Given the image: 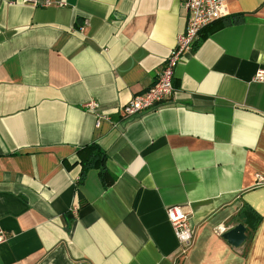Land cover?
Here are the masks:
<instances>
[{
  "label": "crops",
  "instance_id": "1",
  "mask_svg": "<svg viewBox=\"0 0 264 264\" xmlns=\"http://www.w3.org/2000/svg\"><path fill=\"white\" fill-rule=\"evenodd\" d=\"M186 17L182 0H0V264H264V0H227L168 102L119 111ZM92 142L105 172L80 179ZM239 222L237 247L215 232Z\"/></svg>",
  "mask_w": 264,
  "mask_h": 264
},
{
  "label": "built area",
  "instance_id": "2",
  "mask_svg": "<svg viewBox=\"0 0 264 264\" xmlns=\"http://www.w3.org/2000/svg\"><path fill=\"white\" fill-rule=\"evenodd\" d=\"M182 2L187 12L185 28L177 35L175 45L163 59L151 86L134 94L120 106L119 111L124 118L141 114L168 102L174 90L173 72L182 56L192 49L204 27L227 15V0H182ZM253 79L264 82V66L257 68ZM87 105L94 107L96 104L91 100ZM166 216L178 242L187 249L193 241L192 222L188 213L183 206L173 204L166 208ZM225 231L226 227L223 225L215 227V232L219 235ZM3 238L4 234L0 230V240Z\"/></svg>",
  "mask_w": 264,
  "mask_h": 264
},
{
  "label": "trees",
  "instance_id": "3",
  "mask_svg": "<svg viewBox=\"0 0 264 264\" xmlns=\"http://www.w3.org/2000/svg\"><path fill=\"white\" fill-rule=\"evenodd\" d=\"M77 155L81 163L80 179L84 177L88 169L95 166L99 168L100 176L104 175L106 153L97 143L92 142L78 149Z\"/></svg>",
  "mask_w": 264,
  "mask_h": 264
},
{
  "label": "water",
  "instance_id": "4",
  "mask_svg": "<svg viewBox=\"0 0 264 264\" xmlns=\"http://www.w3.org/2000/svg\"><path fill=\"white\" fill-rule=\"evenodd\" d=\"M222 237L227 240L229 244L237 247L246 239V227L243 223L239 222L230 229L226 230L222 234Z\"/></svg>",
  "mask_w": 264,
  "mask_h": 264
}]
</instances>
